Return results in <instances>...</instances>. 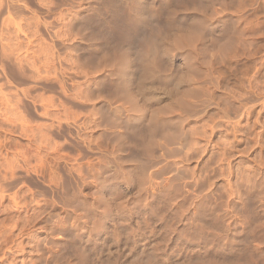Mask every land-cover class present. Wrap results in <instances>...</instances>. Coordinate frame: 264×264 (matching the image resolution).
I'll return each mask as SVG.
<instances>
[{
  "label": "clouds",
  "instance_id": "obj_1",
  "mask_svg": "<svg viewBox=\"0 0 264 264\" xmlns=\"http://www.w3.org/2000/svg\"><path fill=\"white\" fill-rule=\"evenodd\" d=\"M0 264H264V0H0Z\"/></svg>",
  "mask_w": 264,
  "mask_h": 264
}]
</instances>
